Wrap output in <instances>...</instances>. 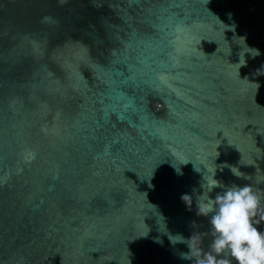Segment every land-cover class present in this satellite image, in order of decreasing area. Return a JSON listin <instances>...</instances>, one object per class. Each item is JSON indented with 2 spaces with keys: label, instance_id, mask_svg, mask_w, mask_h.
<instances>
[{
  "label": "water",
  "instance_id": "water-1",
  "mask_svg": "<svg viewBox=\"0 0 264 264\" xmlns=\"http://www.w3.org/2000/svg\"><path fill=\"white\" fill-rule=\"evenodd\" d=\"M215 169L264 192V0H0V264H193Z\"/></svg>",
  "mask_w": 264,
  "mask_h": 264
},
{
  "label": "clouds",
  "instance_id": "clouds-1",
  "mask_svg": "<svg viewBox=\"0 0 264 264\" xmlns=\"http://www.w3.org/2000/svg\"><path fill=\"white\" fill-rule=\"evenodd\" d=\"M250 50L252 55L255 53L253 56L260 54L257 49ZM245 63L244 58L243 61L240 58L239 67ZM231 172L238 178H248L236 167H232ZM177 173L182 174L179 170ZM215 173L216 169L210 177H204V191L196 202V215L209 217V234L213 239L208 250L201 246L200 233L187 238L182 234H169L170 243L186 244L188 251L180 253V258L193 264H264V231L258 227L264 222V192L247 184L225 186L215 178ZM216 188L224 190L210 196ZM182 200L191 210V197L185 194ZM192 225L196 226L195 221Z\"/></svg>",
  "mask_w": 264,
  "mask_h": 264
},
{
  "label": "snow or ice",
  "instance_id": "snow-or-ice-1",
  "mask_svg": "<svg viewBox=\"0 0 264 264\" xmlns=\"http://www.w3.org/2000/svg\"><path fill=\"white\" fill-rule=\"evenodd\" d=\"M129 4H135V3H138L139 0H128ZM0 183H3V179L0 178Z\"/></svg>",
  "mask_w": 264,
  "mask_h": 264
}]
</instances>
